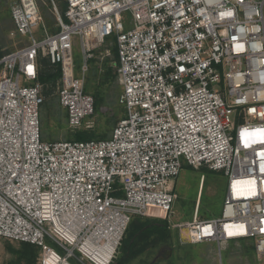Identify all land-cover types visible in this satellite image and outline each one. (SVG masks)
<instances>
[{
    "label": "built area",
    "instance_id": "built-area-1",
    "mask_svg": "<svg viewBox=\"0 0 264 264\" xmlns=\"http://www.w3.org/2000/svg\"><path fill=\"white\" fill-rule=\"evenodd\" d=\"M47 1L57 32L38 36L36 0H16L10 35L24 43L0 57V239L41 264H112L135 217L169 223L184 162L227 183L219 218L172 225L180 243L248 240L264 257V0ZM109 37L124 118L108 139L42 141L40 62L59 70L67 127L87 129V62Z\"/></svg>",
    "mask_w": 264,
    "mask_h": 264
},
{
    "label": "rangeland",
    "instance_id": "rangeland-1",
    "mask_svg": "<svg viewBox=\"0 0 264 264\" xmlns=\"http://www.w3.org/2000/svg\"><path fill=\"white\" fill-rule=\"evenodd\" d=\"M16 0H0V55L18 48L24 42L10 34L14 25L10 19V8ZM42 26L38 36L57 32V22L52 7L47 0H36ZM59 11L64 10V2L57 1ZM130 16L123 14V26H129ZM42 38V37H41ZM74 72L80 75L84 63L80 44L74 41L73 48ZM115 48L112 38H106L103 45L92 52L87 62L84 77L85 92L94 99L97 98L94 115L89 121V128L70 131L66 123V111L59 104L55 93L56 83L45 90V101L40 108L39 121L41 140L47 143L56 141L104 140L110 137L115 124L125 116L124 109L118 104L121 93L116 77ZM51 68H46L43 74L47 79L52 76ZM87 120V119H86ZM83 134L82 138L77 135ZM203 182L202 197L198 210L199 220H212L220 217L224 196L226 194L227 178L222 172H211L206 168L194 169L182 162V168L175 180L174 191L177 200L173 204L174 215L169 223L162 217H136L132 225L144 221H164L167 224L169 239L159 241L155 234L143 239L137 247L138 254L127 264H264V257H258L251 241L239 240L224 244L221 249L216 243L181 244L177 229L173 224L192 220ZM131 225V226H132ZM169 226V228H168ZM51 248L56 247L45 240ZM121 246V244H120ZM122 256L121 248L113 260ZM38 250L29 246L0 239V264H41ZM69 264H79L71 261Z\"/></svg>",
    "mask_w": 264,
    "mask_h": 264
},
{
    "label": "trees",
    "instance_id": "trees-1",
    "mask_svg": "<svg viewBox=\"0 0 264 264\" xmlns=\"http://www.w3.org/2000/svg\"><path fill=\"white\" fill-rule=\"evenodd\" d=\"M65 8V6H64ZM2 55H0L1 57ZM115 56H116V51H115ZM41 64V71L39 75V80L42 84L47 86L49 88V85L52 86L53 83L57 82L59 78V70L58 68L54 67H49L46 60H42L40 62ZM117 63H114V66L116 67ZM46 68H51L52 70V76H50L48 79L45 77L43 74L45 73ZM94 100V109L96 108V102L97 98H93ZM80 138H82L83 134L77 135ZM88 140H79V141H89ZM136 218V217H135ZM134 218V219H135ZM134 219L131 221V223L128 226V229L125 233L124 238L121 241V251H122V256L117 259V261H114V264H127L130 262L132 259H134L137 254H138V244L145 238L149 237L152 234H155L158 238L159 241H166L169 239V234H168V229H167V224L164 221H144L136 224L135 226L132 225ZM132 225V226H131ZM26 246H29L33 249L34 247L23 244Z\"/></svg>",
    "mask_w": 264,
    "mask_h": 264
},
{
    "label": "bare ground",
    "instance_id": "bare-ground-1",
    "mask_svg": "<svg viewBox=\"0 0 264 264\" xmlns=\"http://www.w3.org/2000/svg\"><path fill=\"white\" fill-rule=\"evenodd\" d=\"M203 182L204 180H202V183H201V189H200V195H199V201H198V204L195 208V210L193 211V215H192V218L193 217H198V210H199V207H200V202H201V197H202V188H203Z\"/></svg>",
    "mask_w": 264,
    "mask_h": 264
},
{
    "label": "snow or ice",
    "instance_id": "snow-or-ice-1",
    "mask_svg": "<svg viewBox=\"0 0 264 264\" xmlns=\"http://www.w3.org/2000/svg\"><path fill=\"white\" fill-rule=\"evenodd\" d=\"M257 138H258L261 142H264V132H260V133L257 135ZM246 143H247V140H246Z\"/></svg>",
    "mask_w": 264,
    "mask_h": 264
}]
</instances>
